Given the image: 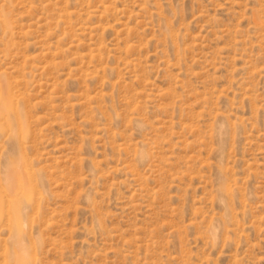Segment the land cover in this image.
<instances>
[{
	"label": "rangeland",
	"instance_id": "rangeland-1",
	"mask_svg": "<svg viewBox=\"0 0 264 264\" xmlns=\"http://www.w3.org/2000/svg\"><path fill=\"white\" fill-rule=\"evenodd\" d=\"M0 264H264V0H0Z\"/></svg>",
	"mask_w": 264,
	"mask_h": 264
}]
</instances>
